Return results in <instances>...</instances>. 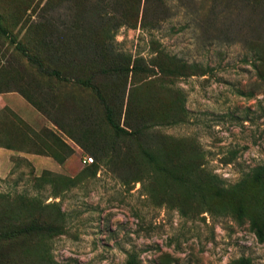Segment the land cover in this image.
Segmentation results:
<instances>
[{
    "label": "rangeland",
    "instance_id": "rangeland-1",
    "mask_svg": "<svg viewBox=\"0 0 264 264\" xmlns=\"http://www.w3.org/2000/svg\"><path fill=\"white\" fill-rule=\"evenodd\" d=\"M0 25V264H264V0H0Z\"/></svg>",
    "mask_w": 264,
    "mask_h": 264
},
{
    "label": "trees",
    "instance_id": "trees-1",
    "mask_svg": "<svg viewBox=\"0 0 264 264\" xmlns=\"http://www.w3.org/2000/svg\"><path fill=\"white\" fill-rule=\"evenodd\" d=\"M0 32L2 34L6 35V32L2 29L1 25H0ZM15 46H16V49L19 52H21L24 56H26L28 59L34 60V59H32L31 57L28 56V54L22 49V47L19 45V43H15ZM256 60H257L258 63H260L262 61L261 55L258 54L256 56ZM36 64L38 65V67L40 68V71L42 73L47 74L49 76H52V77H54L57 80L69 81L68 78L61 76L58 71L53 70V71H49L48 72V71H46L45 69L42 68V65L40 63H36ZM74 82H79V81H75L74 80ZM80 83L82 85H84V86L92 87L95 90V92L98 95V97L101 98L99 91L95 87H93L90 84L89 81H87V80L86 81H80ZM105 111H106V116H105L106 121H107L108 125L111 127V129L114 131V133L119 134V135H125V136H131V135L134 134V132L126 130L125 128L119 126L114 121L113 116H112V111H111V109L108 106H105ZM149 158H150V160H153L151 155H149ZM31 229H34V228L30 227L29 230H31ZM257 235H258L259 239L261 241H263L264 240V228H258L257 229ZM125 264H139L138 258L136 257L135 254H133V252L127 254V258H126ZM242 264H244V263H242Z\"/></svg>",
    "mask_w": 264,
    "mask_h": 264
},
{
    "label": "built area",
    "instance_id": "built-area-1",
    "mask_svg": "<svg viewBox=\"0 0 264 264\" xmlns=\"http://www.w3.org/2000/svg\"><path fill=\"white\" fill-rule=\"evenodd\" d=\"M88 160H89L90 162L92 161V159H90V158H89Z\"/></svg>",
    "mask_w": 264,
    "mask_h": 264
}]
</instances>
